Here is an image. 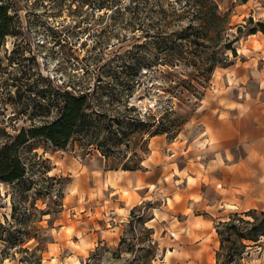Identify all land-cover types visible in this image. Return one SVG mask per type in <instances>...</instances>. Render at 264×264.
<instances>
[{
  "label": "rangeland",
  "instance_id": "obj_1",
  "mask_svg": "<svg viewBox=\"0 0 264 264\" xmlns=\"http://www.w3.org/2000/svg\"><path fill=\"white\" fill-rule=\"evenodd\" d=\"M3 1L10 4L11 23L19 24L20 31L0 40V146L21 128L50 120L56 114L54 95L63 90L102 96L95 108L127 122L134 118V124L123 126H136V132L126 138L123 130L117 131L105 147L91 144L81 133L74 134L64 149L43 137L20 146L26 176L11 183L0 180V264H216V225L246 209L222 198L219 180L214 179L216 186L210 182L206 155H189L170 143L188 144L197 138L237 90L243 92L240 96L258 90L257 76L239 87L237 80L225 78L245 57L262 51L264 32L248 33V28L264 23V0H217L222 11L230 12L228 36L237 55L228 49L227 61L216 67L211 80L199 84L195 76L190 81L194 87L185 94V86L173 87L176 80L189 78L185 71L143 68L147 12L124 10L137 4L135 8H160L157 4L122 0L119 10L97 7L98 0L0 4ZM151 2L169 8L166 0ZM242 24L246 27L239 33L237 26ZM126 104L133 106L126 109ZM169 106L174 113L166 110ZM170 120L176 122L174 130L149 136ZM117 121L113 130L119 128ZM172 166L185 167L179 180ZM125 167L148 169L154 183L149 198L135 207L136 213L146 212L141 219L132 220L133 208L121 209L122 200L108 185L115 182L109 171ZM172 193L174 200L169 198ZM116 212L128 214V220H114ZM152 215L155 219L150 220ZM261 240L247 248L245 263L261 264L264 237Z\"/></svg>",
  "mask_w": 264,
  "mask_h": 264
},
{
  "label": "trees",
  "instance_id": "obj_2",
  "mask_svg": "<svg viewBox=\"0 0 264 264\" xmlns=\"http://www.w3.org/2000/svg\"><path fill=\"white\" fill-rule=\"evenodd\" d=\"M85 1L88 0H83ZM121 1L98 0L95 4L100 8H107L106 5H108L123 10ZM135 1L137 0H132V2ZM166 1L169 8H165L158 2L144 0L147 6L157 4L160 8H135L137 4L133 8L126 6L124 10L138 11L140 9L147 12L148 24L144 32L146 49L141 60L143 68L147 69L146 72L160 66L165 67L164 69L159 68L160 72L185 71L189 78L176 80L173 86H185V89L181 90L185 94L186 90L191 91L190 86L194 87L190 81L195 76L199 84L211 80L216 67L224 65L227 61L225 53L228 49L232 50L234 56L237 55L235 47H232L233 40L228 36V30L232 27L230 26V12L222 11L217 0ZM10 8L8 2H1L0 40L9 35L15 36L20 31L19 24L11 23L12 16L8 14ZM249 20L254 24L252 18ZM237 27L238 32L242 33L246 25L242 24ZM258 30L264 32V23L261 21L248 28V33H256ZM188 69L192 70L188 71ZM136 73V75L139 74V72ZM199 78L202 79L198 80ZM131 95L127 94V98ZM101 100L102 96L92 97L90 91L85 90L80 92L63 90L58 95H54L52 104L56 109V114L50 120L39 125L33 124L28 129L21 128L15 136L0 146V180L11 183L20 181L26 176L27 167L21 161L18 150L20 146L33 138L43 137L49 140L54 147L64 149L76 133L90 138L91 144L100 147L108 145V141L112 140L117 131L123 130L126 138L133 135L136 132V126L134 128L128 126L134 124V118L131 122H127L122 120V116L111 117L107 111L95 108V102ZM127 105L126 109L133 106ZM166 110L175 112L172 106ZM115 119L118 120L117 130H113ZM125 123L128 126L124 127ZM175 127V120H170L166 124L158 125L154 131H150L149 136L171 132ZM108 128L110 132L107 131ZM102 154L107 156V150H103ZM124 169L136 170L138 168L125 167ZM136 208L131 210L132 220L135 217L141 219L142 215L146 214L145 211L136 213ZM216 230L220 241L216 264H232L233 262L247 264L243 261L245 254L250 253L247 248H251L252 244H259L264 237V210L249 209L244 213H232L228 218L218 222ZM222 257L223 260H221Z\"/></svg>",
  "mask_w": 264,
  "mask_h": 264
},
{
  "label": "crops",
  "instance_id": "obj_3",
  "mask_svg": "<svg viewBox=\"0 0 264 264\" xmlns=\"http://www.w3.org/2000/svg\"><path fill=\"white\" fill-rule=\"evenodd\" d=\"M260 45L262 51L245 57L225 78L227 81L229 78L237 80L240 82L237 85L239 87L250 77L257 76L260 84L256 93L250 95L246 90L240 96L243 92L237 90L236 96L228 97L227 107L216 115L214 122L204 125L197 138L188 144L180 140L170 143L173 149L177 148L189 155L195 153L198 156L201 152L206 155L205 171L210 182L216 186L214 179L219 180L222 198L239 202L246 211L264 210V39ZM184 169L182 166L177 170L171 167L176 180L184 175ZM109 176L115 180L114 184L108 183L110 190L122 200L121 209L126 211L144 202L149 198V192L153 191L150 185L154 183L149 181V170L146 168L134 171L114 169L109 171ZM184 177L188 182V176ZM125 191L131 198L125 196ZM190 195H184L187 201ZM169 198L174 200L175 193ZM113 219L125 222L128 214L116 212ZM152 219H155L153 215ZM116 228L118 226L113 229ZM259 247H264V242ZM261 264H264V253Z\"/></svg>",
  "mask_w": 264,
  "mask_h": 264
}]
</instances>
